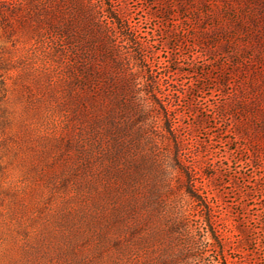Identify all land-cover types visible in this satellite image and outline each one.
<instances>
[{"label":"rangeland","instance_id":"rangeland-1","mask_svg":"<svg viewBox=\"0 0 264 264\" xmlns=\"http://www.w3.org/2000/svg\"><path fill=\"white\" fill-rule=\"evenodd\" d=\"M83 1L138 60L0 6V264H264V0Z\"/></svg>","mask_w":264,"mask_h":264},{"label":"trees","instance_id":"trees-1","mask_svg":"<svg viewBox=\"0 0 264 264\" xmlns=\"http://www.w3.org/2000/svg\"><path fill=\"white\" fill-rule=\"evenodd\" d=\"M69 4L71 6H69ZM0 6H3L5 10L11 13L20 12L21 18H29L30 12L32 15L30 18L35 23L37 28H46L47 32L52 33L55 37L62 40L61 46L66 51V54L70 56L71 62L77 65L79 72L85 73H101L99 68L101 63L99 59H92L93 54L103 55L104 49H109V46L113 49L112 53H115L117 47H122L123 50L130 53L135 60H138L137 56L141 53L139 44L136 42L137 37L127 26H125L121 15L116 9L104 8L102 12L96 10L92 4H86L83 0H0ZM106 13V14H105ZM11 15H9L10 17ZM5 14L0 12V18L6 20ZM116 31L115 35L114 32ZM119 33V35L117 34ZM121 41L119 45L117 42ZM131 49V50H130ZM87 53L86 62L84 58L79 56V51ZM130 50V52H129ZM98 55V56H99ZM113 55V56H115ZM100 57V56H99ZM131 58V57H130ZM80 60V61H79ZM129 56L127 61L130 62ZM109 74V73H108ZM112 75V74H111ZM109 75V78H111ZM96 76L95 78H97ZM149 79H147L148 82ZM122 86L124 90L131 87L135 80L128 81L123 80ZM158 97H152L151 100L154 103H158ZM168 131L171 135L175 132L171 126L173 120L169 119ZM175 137L176 134H175ZM186 179V192L200 207L207 209L206 200L202 195L197 194L198 187L196 186V179H194V173L192 170L181 171ZM209 226L208 219L205 220ZM264 225V223H262ZM211 226H209L210 228ZM248 228H239V232L244 235L248 233ZM211 233V237L214 243H218L217 232L208 230ZM246 243H249L250 239L245 237Z\"/></svg>","mask_w":264,"mask_h":264}]
</instances>
